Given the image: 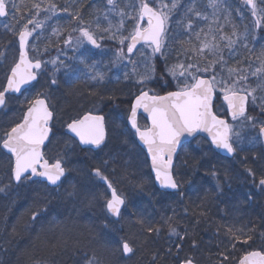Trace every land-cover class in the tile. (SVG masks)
Segmentation results:
<instances>
[{"label":"trees","instance_id":"1","mask_svg":"<svg viewBox=\"0 0 264 264\" xmlns=\"http://www.w3.org/2000/svg\"><path fill=\"white\" fill-rule=\"evenodd\" d=\"M133 1L117 0L118 11L114 12L109 10L106 0H15L17 8L9 7L6 20H0L2 53L9 40L16 41L18 29L29 19L35 16L36 20L43 21V16L49 13L40 11L36 15L34 4H40L41 8L48 7L50 3L56 5L57 15L51 22L45 20L43 31L46 38L51 37L50 44L46 43L43 56H39L42 61L56 58L59 62L57 67H63L57 78L58 83L49 89L48 102L54 113V123L45 157L50 163L63 159L68 169V176L57 190L49 189L40 182L29 181L16 187L10 181L11 160L0 150V187L10 183V187L0 193V264H86L88 257L93 254L101 264H153L154 253L158 255L156 264H181L188 257L193 258L195 264H221V253L229 257L223 264H237L252 251L264 252V243H261V234L264 233V191L259 186V179L264 176V151L260 141L253 140L258 128L248 132L240 147L234 144L237 154L233 160L219 157L203 140L186 146L174 168V176L182 185L180 192L183 195L165 194L155 189L146 158L138 148L133 134L127 129L125 119V130L121 138L115 140L108 129L107 145L98 153L81 150L64 134L63 129L67 123L85 113L107 117L114 110H118L121 115L130 111L137 89L133 79L125 81L122 73L130 72L131 65L124 62L115 73L111 63L113 57L106 56L117 48L114 40L107 38L109 33L98 31L103 34L99 52L103 55L99 57L90 52L86 59L87 63H96L97 69L107 74L108 81L99 88L81 75L84 66L79 60L84 51H73L64 41L69 36L75 41L81 26L91 31L96 27L90 15L86 16V10L94 4L99 5L104 15L108 16L113 33L120 11L130 13ZM217 4L218 9L209 12L210 7H204L206 0H183L176 13L177 29L173 33L178 31L180 42L187 41L189 33L185 25L189 21L193 22V31L196 32L201 29L206 31L205 25H208L212 31L208 37L211 40L214 36L219 41L228 67L245 69L249 61L257 60L261 67L264 63L260 60L264 57V0L255 1L256 16L261 21L258 29L252 12L244 3L226 0ZM149 5L154 6V3L150 2ZM193 5L195 11L208 19L196 17L195 11L189 12L188 8ZM65 8L73 14L80 11L82 25L72 20L68 12L63 11ZM183 22L184 26L181 24ZM106 24L103 21L101 28L108 27ZM13 28L14 31L10 30ZM234 31L237 36L232 35ZM221 34L236 40L231 50L224 47L227 40L221 41ZM183 46L188 47L187 44ZM179 50L177 47L171 51L169 47L171 62L185 61L183 55H178ZM233 50L237 54L235 57L231 56ZM213 58L208 56L207 60H201L200 63L205 65ZM196 59L193 57V61ZM155 63L157 79L152 82V91L165 95L176 90L174 82L164 72V60L155 58ZM9 70L0 68V90L4 88ZM215 71L220 72L219 64ZM226 71H223V76ZM161 75L168 82L167 87L164 86V80L159 79ZM210 76L205 75L206 78ZM39 84L40 80L32 89ZM92 90L105 96L112 94L116 99L100 101L98 96L89 95ZM10 100L19 102V99ZM217 105H220L219 101ZM97 106H102L103 110L100 111ZM27 108L26 105L16 110L6 107L0 116V136L21 122ZM248 115L264 122V113L260 108L249 107ZM221 117L227 118L225 113ZM68 152L70 155L67 157ZM105 160L108 161L106 167ZM97 166L104 167L105 174L112 180L117 192L126 197V207L119 221H113L107 216L104 206L105 197L109 198L106 184L92 172ZM249 169L255 173V181L249 175ZM213 170L218 173L221 190L216 189V180L210 175ZM141 181L144 191L136 187ZM37 203L48 204L49 211L42 219L33 222L31 212L36 210ZM201 211L205 215H200ZM141 217L144 224L137 222ZM167 217H172L173 226L185 239L169 235L168 224L165 223ZM148 226L160 227L159 235L149 234L146 230ZM228 226L243 228L254 240L248 244L237 243L233 248L226 234ZM253 228L255 231H249ZM121 239L127 240L134 249L129 257L124 256L122 246L119 245ZM193 241L196 247H193ZM176 245H181L179 251Z\"/></svg>","mask_w":264,"mask_h":264},{"label":"snow or ice","instance_id":"2","mask_svg":"<svg viewBox=\"0 0 264 264\" xmlns=\"http://www.w3.org/2000/svg\"><path fill=\"white\" fill-rule=\"evenodd\" d=\"M106 2L110 6L109 10H113L115 0H106ZM244 2L247 6L251 7L252 15L255 17L257 12L254 0H244ZM178 6V0H171L170 4L165 2V0H156L154 6H149L147 0H136V5L133 6L136 11V17H132L123 10L120 11L119 15L121 17L127 16L129 19L138 18L139 20H143L147 18L148 26L146 28H142L137 23L133 32L128 36H117L115 33H112L110 21L108 27L101 28L100 24L97 23L96 28L98 31L109 33L107 38L118 40L122 46L125 44V41H129L127 43V56L124 54L123 47H121L116 50L115 56L111 61L114 67H118L127 61V64H130L132 67L130 72H124L123 78L125 81L134 79V84L139 86V94H134L135 99L131 102L130 112L127 117L128 124L135 130V134L139 140L147 147L148 154L151 157L152 171L155 173V179L159 183V186L162 189H171L183 195L180 192L182 185L171 171L173 154L177 151V145L180 143L181 137L185 135L193 137L197 132L207 131L211 136L212 144L217 149H221L227 154L232 155L236 152V147L232 143V137L235 135L239 139L241 136L240 131L235 130L234 126H230L224 120L218 119L213 114L210 107L213 93L217 90L223 93V99L227 103L228 111L234 121L239 120L243 127H250L252 130L258 128V133L253 137V140L259 141L264 140V122L248 115L246 105L251 101L253 105L258 106L260 111L264 113V96L258 97L256 95L258 89L264 90V84L253 86L249 83V73L246 69L235 66L228 67L227 61L222 55V48L219 41H216L214 36L209 40L207 33H204V39H201L203 29L200 32H193L192 21H189L185 25V30L189 33V39L180 42L182 47L178 52V55L185 57V61L178 60L176 63L169 64L165 52L166 35L168 33L167 25ZM208 6L213 8L215 12L218 9L217 0H209ZM12 7L17 8L15 0H12ZM33 7L36 9V15H39L40 11H50L55 14L57 10L56 5L51 3L46 8H41L40 4H34ZM63 11L68 12L72 20L82 25L80 11H76L75 14L69 11L68 8H65ZM188 11L194 12V5L193 7H189ZM8 14L6 0H0V17H5ZM195 16L205 20L208 19L207 16L202 17L198 11H195ZM13 18L15 19L16 17L14 16ZM104 19L108 20L109 18L107 15H104ZM43 23L44 21H38L34 16L18 32L19 61L15 62L14 66L10 68V74L6 76L7 86L3 90H0V107L6 104V93H18L21 91L23 85L31 81H36L38 79V73L33 72V69L40 70L42 64L48 63L39 58L30 59L26 52L28 39L32 36V30H29L28 25L34 24L35 27H41ZM260 23V20L256 21L257 27H259ZM120 27H123V19L120 21ZM10 30L14 31V28ZM78 30L79 36L75 41L69 36L64 43L66 46H73L74 50L84 48V53L80 59V63L84 66V71L81 72V75L86 76L87 79L94 82L97 88H99L108 81V77L105 72L97 69L96 63L89 64L86 62L90 50L85 48V44L91 45L93 49H100L102 46L98 42L96 34L88 27L81 26ZM193 35L198 42V46L192 44L191 37ZM232 35L237 36V33L234 31ZM220 40H227L224 47H227L229 50L236 43V40L226 37L223 34H221ZM141 41L144 42V46L149 51H141L140 55L142 59L141 61H136L132 57L136 54L134 52L136 45ZM185 44L188 47H184L183 45ZM33 47L35 48V46ZM3 55L4 53H0V56ZM157 56L164 60V72L171 77L177 88L175 91L167 92L166 95L149 94L152 92V89L149 87L150 82L156 81L157 79L155 63ZM208 56L214 58L202 66L200 61L207 60ZM193 57H197L198 59L193 61ZM50 62L54 67L56 66L57 62L55 60ZM217 64L220 65L219 73L215 71ZM141 68H143V71H140ZM225 69L228 73L227 78L222 75ZM55 70L59 71V68L55 67ZM201 72H210V78H201L198 75ZM250 75L257 77V79L260 76H264V63H262L261 67L256 68L255 71H252ZM218 76L220 77L219 79ZM189 77H191V81H189ZM76 79L79 80L80 77H76ZM116 79L119 82V77ZM159 79L164 80V76L161 75ZM57 83V78L53 74L51 84L56 85ZM164 86H168L166 80H164ZM89 95L98 96L100 101L106 99L115 101L116 99L112 94L105 96L95 90L90 91ZM46 100L47 97L41 99L38 94L35 99L29 101L30 106L24 114L23 121L11 127L10 130H7L4 133V138L0 141V147L5 149L14 158V163L10 170V181L14 180L17 184L31 180L33 177H42L49 185L58 186L61 178L68 171L64 166L63 159H58L54 164H49L44 159L43 153L40 150V146L44 144L49 136V121L54 117V113L49 109ZM141 108H143L144 112L148 113L151 127L141 128L139 125L137 113L138 109ZM105 129L106 124L103 115L89 113L85 114L82 118L72 119L71 122L67 123L68 132L78 138L80 145H91L95 148H101L105 144ZM107 164L108 161L105 160L104 167ZM104 167L97 166L92 169V172L95 177L107 184L108 189L111 190V198L108 199L105 197L104 206L111 216L119 219L122 215V207L125 206L126 200L122 194L117 192L112 180L105 174ZM29 172L31 175L27 176L26 173ZM248 172L255 181V173L251 169ZM210 175L216 180V189L221 190L218 173L213 170ZM259 186L264 191V176H261L259 179ZM8 187H10V183L0 187V193L5 192ZM136 187L144 191L142 181L137 183ZM48 211V204L37 203L36 210L31 212V220L35 222L38 219H42ZM173 212L175 214V209ZM199 214L205 215L203 211ZM137 222L144 224V219L142 217L138 218ZM165 223L168 224L170 236L176 235L180 240L185 239V236L180 235L176 227L173 226L172 217H167ZM146 230L149 234L156 233L159 235L161 228L148 226ZM249 231H255V229H249ZM226 234L233 248L237 243L248 244L254 240V237L248 235L243 228L236 229L228 226ZM261 235L264 238V233ZM119 245L122 246L125 255L133 253L134 251L127 240L121 239ZM180 247L181 245H176L178 251ZM193 247H196L195 241H193ZM168 251L170 252L171 249L169 248ZM221 255L223 256L221 264H223V261L228 260L229 257L224 253H221ZM157 259L158 255L154 253L152 256L153 264H156ZM86 264H101V261L93 254L88 257ZM181 264H195V261L193 258L188 257L182 260ZM240 264H264V254L259 251H252L240 260Z\"/></svg>","mask_w":264,"mask_h":264},{"label":"rangeland","instance_id":"3","mask_svg":"<svg viewBox=\"0 0 264 264\" xmlns=\"http://www.w3.org/2000/svg\"><path fill=\"white\" fill-rule=\"evenodd\" d=\"M223 1H226V0H217V3L218 2L219 3L220 2L223 3ZM147 2L149 4H150V2H153L155 4L156 0H147ZM165 2H167V3L170 4L171 3V0H165ZM182 2H183V0H178L179 6L175 10V12L173 13V15L170 17L169 23L167 25L168 31L171 28L170 33L168 32L167 35H166V48H165V52L167 54V61H169V64L176 63V62H171L173 60L169 56V47H170V50L171 51H175V49L177 47L179 49H181V47H180L181 43H180V39H179V35H178L179 33H178V31H176V32L173 33V31L177 29V21H176L177 20V16H176V13L178 12V9H179L180 5L182 4ZM235 2L236 3H243V0H235ZM6 4H7V7L8 6L11 7L12 6V0H6ZM131 5H132L131 8L133 10L129 14L132 17H136V13L134 12L135 10H134V7H133L134 5H136V0H134L131 3ZM208 5H209V0H206V5H204L205 9L206 8H209ZM212 10H213V8L210 7L209 8V12H211ZM112 11H114V12H117L118 11V2L115 3V7H114V9ZM56 15H57V13L53 14L50 11H49L48 14H45L43 16L44 23H43V25L41 27H35L34 24H29L28 25L29 30H32L31 42H30V45H29V53H30V56L33 59L39 58V56H43V54L45 52L44 50L47 48L46 43L48 42L50 44L51 37L49 36V37L46 38L44 36V34H43V31H44V29L46 27V24H45L46 21L45 20H50L49 22H51L56 17ZM89 15H90V18L92 19V21H93L94 24L97 25V23H99L101 25V23H103V21H105V22H107L106 26H109L108 24H109V21L110 20L109 19L108 20H105L104 19V10L99 5L94 4L93 6H90L86 10V16H89ZM46 17H47V19H45ZM122 19H123V27L121 28L120 27V21ZM184 22L181 23L182 26H184ZM137 23H138V18H136V19H129L127 16H124V17H121L120 16L119 21L117 22L116 26L113 28V30H114L113 33H115L117 36H119V35L128 36L130 33L133 32V30L136 27ZM221 24L223 25V22L222 21H221ZM178 25H179V23H178ZM22 27L23 26H21L18 29V32L22 29ZM143 28H145V27H143ZM205 30L206 31H204L203 33H207L208 34V33L212 32V31L207 32L209 30V26L208 25H205ZM92 31L96 34L98 42L101 43L103 41V34L102 33L99 34L96 27H93V30ZM125 31H126V33H125ZM193 32H196V31H193ZM252 32L253 31L251 30V33ZM124 33H125V35H124ZM172 33H173V35H172ZM17 35H18V33H17ZM252 35H254V33ZM188 39H189V36L187 37V40ZM201 39H204V34H201ZM208 39H209V37H208ZM241 39H242V37H241ZM257 40H258V37H257ZM191 41H192V44H195V45L198 46V42L196 41L194 35L191 37ZM114 42L117 45V48L113 52H108L109 55L107 54L106 56L108 58H110V57H113L114 58L115 53H116V50L117 49H120L121 47H123L124 54L127 56V43L129 41H125V44L123 46L119 44L118 40H114ZM33 46H35V48ZM125 46H126V50H125ZM68 48L69 49L71 48L73 51H76V52H83L84 51V48H81L79 50H74L73 46H71V45ZM85 48L89 49V45L88 44H85ZM244 49H245V47H244ZM139 50L140 51H137V53L132 57L133 60L141 61L142 57L140 55V52L141 51H143V52H148L149 51L146 47H142ZM16 51H17L16 41L9 40L6 50L2 52V53H4V55L2 57H0V68H3V69L9 68L10 69L12 66H14V63L17 61V53H16ZM96 54H98L97 56H99V57L103 55V54H101L99 52L96 53ZM236 55L237 54L233 50V55H231V56L235 57ZM53 60H55L57 62L56 63V66H55V67H57V65L59 63L58 62V59L52 58V59L46 60V62H48V63L44 64V69L42 71V74L40 75V84L38 85V87H36V88H34V89L29 90L28 92H26L23 95V97L21 98V100L19 99V102L18 101H15V100H8V102H7V108L8 109L16 110L21 105H26V106L29 107L30 106L29 105V101L35 99L38 94L40 95V98L47 97V101H48V97L50 96V90L49 89L51 87H54L55 86V85H52L51 84L52 75L54 74L56 76V78H59V75L61 73V70L63 69V67H58L59 68V71H56L54 65L50 62V61H53ZM260 60L264 61V57H262ZM79 62H80V60H79ZM125 63H127V61H125ZM201 65L203 66V64H201ZM258 67H260V64H259L258 60L257 61H249V63L246 64V67H245V69L249 73V83L251 85H253V86H255L257 84H264V76H260V78L257 79V77H253V76L250 75V73L252 71H255V69L258 68ZM117 70H118V67H114L115 73H116ZM140 71H143V68H141ZM193 71H194V69H193ZM123 74L124 73H122V76H123ZM198 75L200 77H205V75H211V73L210 72H208V73L201 72V73H198ZM258 75H260V74H258ZM227 76H228V73L226 71L224 77L227 78ZM219 78L220 77L218 76V79ZM189 81H191V77H189ZM132 82L134 84V79H133ZM151 85H152V82H150L149 87H151ZM174 85L176 87L175 82H174ZM135 87L137 89L136 90L137 94H139V86L138 85H135ZM145 90H147V89H145ZM176 90H177V88H176ZM42 91H44V92H42ZM215 92L217 94H219L220 96H223V93L221 91L217 90ZM153 93L154 92L152 91L149 94L151 95ZM256 95L258 97L264 96V90L258 89L257 92H256ZM133 96H135V95H133ZM250 107H251V109L259 108L258 106L253 105L251 103V101H250ZM96 108L99 109L100 111L103 110V107L102 106H97ZM224 111H225V109H224V107L222 105H219V106L216 107L217 114L221 115V114L224 113ZM127 117H128V114H126V115H123L122 114L121 115V113L118 110H114V112L112 114L107 115L106 121H107L108 129L110 130V133L109 134H111V137H113L115 140H119L121 138L122 133L125 130L124 127H123V120L125 119V121H126L127 120ZM140 125L144 126V124H140ZM231 126H234L235 130L240 131V133H241V136H240L239 139L235 135H233V137H232V143L235 144L237 147H240L241 144H242V142L244 141L246 135L248 134V132L250 133L253 130L250 127H247V128L246 127H243L241 125V123H240L239 120L234 121ZM254 135L256 136V132H254ZM3 138H4V135L3 136H0V141H2ZM107 151L109 152L110 149L108 148ZM69 155L70 154L68 152L67 153V157ZM66 163L67 162L65 161L64 162V166H66ZM118 193L122 194L119 191H118ZM56 194H59V192H56ZM125 200H126V197H125ZM261 243H264V238H263V240H262Z\"/></svg>","mask_w":264,"mask_h":264},{"label":"water","instance_id":"4","mask_svg":"<svg viewBox=\"0 0 264 264\" xmlns=\"http://www.w3.org/2000/svg\"><path fill=\"white\" fill-rule=\"evenodd\" d=\"M254 3H255V0H254ZM244 4H245V2H244ZM245 7H246L248 10L252 11L251 7L247 6L246 4H245ZM6 17H7V16H5V17H0V20H4ZM254 21H255V23H256V21H257V18H256V17H254ZM138 24H139L141 27L145 24L146 27H147V26H148L147 18H145V19H143V20H139V21H138ZM256 27H257V24H256ZM258 28H259V27H257V29H258ZM30 37H31V36H30ZM30 37H29V39H28V45H27V47H26V52H27V53H28V46H29V42H30ZM17 46H18V60H17V62H18V61H19V40H18V37H17ZM140 46H144V42H143V41H141L140 43H138V44L136 45V49H134V52H136V51L139 49ZM91 48H92V46H91ZM92 50H93V51H97V50H99V49H93V48H92ZM28 56H29V58H30L29 53H28ZM157 57H158V56H157ZM41 70H42V68H41L40 70L33 69V72H39V71H41ZM9 74H10V73H9ZM203 79H207V78H203ZM37 82H38V79H37L36 81H31V82H29L28 84L23 85L22 88H21V91L18 92V93H17V92H9V93H6V97H7V99H8V98H21V97H22V96H23V95H24V94H25V93H26L31 87H33ZM6 86H7V81H6V83H5L4 88H5ZM6 101H7V100H6ZM215 101H216V95H215V92H214V93H213V99H212V101L210 102V107H211V110H212V112H213L214 115H215V113H214V105H215ZM221 102H222V103L224 104V106H225V109H226V112H227L228 118H229L230 120H233V119H232V116L230 115V113H229V111H228L227 103L224 101L223 98H221ZM46 103H47V101H46ZM47 104H48V103H47ZM248 104H249V103H248ZM248 104L246 105L247 111H248ZM5 107H6V104H5V106L0 107V115H1L2 111L5 109ZM49 109H50V108H49ZM23 117H24V116H23ZM82 117H83V116H82ZM82 117H81V118H82ZM217 118H218V119H222V120H224L226 123L229 124V122H228L227 119L220 118V117H217ZM140 119H143V120L146 121V123H147V127H151V121H150L149 118H148V113L144 112L143 108L138 109V113H137V120H138V123H139V120H140ZM53 120H54V117H53L52 120L49 121V128H50L49 136H48V138L45 140L44 144H42V145L40 146V150H41V152L43 153V156H44V152H45V150H46L47 146L49 145L50 140H51V138H52V124H53ZM22 121H23V119H22ZM22 121H21V122H22ZM127 126H128V129H129V130L135 135V139H136L137 146L142 150V152L144 153V155H145V157H146V159H147L148 166H149V170H150V174H151V176H152V178H153L155 188H156L158 191H160V192H162V193H166V194H173V193H176L174 190H171V189H162V188L159 186V183H158V182L156 181V179H155V173L152 171L151 157H150L149 154H148L147 147H146V146H145V145L139 140V138L136 136V134H135V130H133V129L131 128L130 124H128V119H127ZM105 131H106V141H105V144L101 146V148H95V147H93V146H91V145H80L78 138H76V137L74 136V134L68 132L67 127H65V129H64V134H65L67 137H69L70 139H72L74 142H76V143L78 144V146L80 147L81 150L91 151V152L96 153V152L102 150V149L105 147L106 143H107V130L105 129ZM198 138H201V139H203L204 141H206V142L211 146V148L213 149V151H214L219 157H221V158H223V159H229V160H230V159H233L234 153H233L232 155H229V154H227L225 151H223V150H221V149H217V148L212 144L210 134H209L207 131H201V132H197L196 134H194L193 137H189V136H187V135L181 137L180 143L177 145V151H176V153L173 154V165H172V169H171L172 173H173V169H174V167H175L176 160H177V158H178V156H179L181 150H182L186 145L190 144L192 141H194L195 139H198ZM261 142H262V145H263V148H264V140H261ZM0 148H1V151H2L7 157H9V158L11 159V162H12V164H13V163H14V158L11 157V154L8 153V152H7L5 149H3L2 147H0ZM44 159H45V156H44ZM45 160H46V159H45ZM41 163H43V161H41ZM49 164H50V163H49ZM53 164H54V163H53ZM26 175H27V176H30L31 173H30V172H29V173H26ZM65 177H66V174H65L64 177L61 178V181L58 183V186L49 185V184L47 183V181H46L45 179H43L42 177H33V178H32L31 180H29V181H31V182H40V183H43V184H45L48 188H50V189H54V190H55V189H58V188L61 186V184H62L63 180L65 179ZM12 181H13V184H14L15 186H19V185H20V184H17L14 180H12ZM107 190H108V192H109V199H110V198H111V190L108 189V187H107ZM125 205H126V204H125ZM124 208H125V206L122 207V212H123ZM106 213H107V215L109 216V218H111L113 221H119V219H117V217H113V216H111V214H109V213L107 212V210H106ZM261 253H262V252H261ZM262 254H263V253H262ZM130 255H131V253L128 254V255H125V254H124L125 257H129ZM238 264H240V261L238 262Z\"/></svg>","mask_w":264,"mask_h":264}]
</instances>
